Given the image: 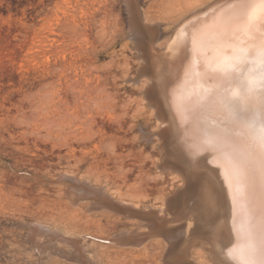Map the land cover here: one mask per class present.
I'll list each match as a JSON object with an SVG mask.
<instances>
[{"label":"rangeland","instance_id":"obj_1","mask_svg":"<svg viewBox=\"0 0 264 264\" xmlns=\"http://www.w3.org/2000/svg\"><path fill=\"white\" fill-rule=\"evenodd\" d=\"M212 2L132 0L131 30L122 0H0V264H212L194 222L177 221L181 178L160 166L130 50L137 30L162 48Z\"/></svg>","mask_w":264,"mask_h":264},{"label":"bare ground","instance_id":"obj_2","mask_svg":"<svg viewBox=\"0 0 264 264\" xmlns=\"http://www.w3.org/2000/svg\"><path fill=\"white\" fill-rule=\"evenodd\" d=\"M122 1L128 15V28L133 30L137 12L132 0ZM190 14L178 22L162 48L156 47L155 41L150 43L152 36L149 32L137 30L133 33L134 44L130 50L135 49L141 61L133 84L141 81V76L146 79L142 88L144 99H147V89L152 85V98L162 106L168 125L165 131L168 153L175 163L182 164L198 178L200 185L195 199L190 195L191 190L179 193L188 204L186 207L181 205L186 210L177 219L189 220L184 233L194 222L190 235L200 232L205 242L200 247L206 251L202 252L207 253L212 264H247L249 260L259 264L256 249L264 207V153L260 146L264 97L259 89L242 94L240 85L259 79L256 73L262 66L258 51L264 46V3L261 0H214L203 10ZM241 49L246 58L237 59ZM230 61L234 67L230 70V79H225L221 69ZM225 95H230L235 102L231 105L225 103ZM159 122L163 127L161 120ZM238 170L246 176L242 189L246 199L237 196L234 176ZM85 191L106 200L107 205L97 200L92 203L114 212L116 206L107 198L104 189L85 188ZM169 203L167 201L165 207L167 213L171 209ZM162 230L170 240L180 234H174L168 226Z\"/></svg>","mask_w":264,"mask_h":264},{"label":"snow or ice","instance_id":"obj_3","mask_svg":"<svg viewBox=\"0 0 264 264\" xmlns=\"http://www.w3.org/2000/svg\"><path fill=\"white\" fill-rule=\"evenodd\" d=\"M239 2V0H237ZM262 3H264V0H261ZM259 58L261 60L262 66L256 73L258 75L259 79L256 82L250 83V84H242L241 92L242 94H251L256 89H259L261 92L262 97H264V46H262L258 51ZM245 57L246 54L243 49L240 50L237 59ZM234 67L233 62H226L221 71L225 74V79H230V70ZM243 98V96H241ZM225 103L231 105L235 101L232 100L230 95H225L224 97ZM260 146L262 153H264V125L261 126V136H260ZM234 181L237 185V196L240 199H246V194L242 190L246 183V176L245 173L242 170H238L237 174L234 176ZM262 187H264V172H262ZM252 233L249 231V236H251ZM256 254L259 257V264H264V207H262L261 210V220H260V230H259V245L256 249ZM247 264H256L255 260H249Z\"/></svg>","mask_w":264,"mask_h":264},{"label":"water","instance_id":"obj_4","mask_svg":"<svg viewBox=\"0 0 264 264\" xmlns=\"http://www.w3.org/2000/svg\"><path fill=\"white\" fill-rule=\"evenodd\" d=\"M152 85L149 86L147 89V99L146 102L151 103L148 104L149 107L152 109H155L154 115L156 117V120H161V123L164 125L163 127L159 125V130L155 133L149 134V136H156L159 140V149H160V166L163 169H169L176 174L179 175L181 178V186L178 188V191L176 194L181 193L182 190H191L194 194H198L199 185L197 182L196 174H193L189 169L184 167L182 164H177L175 161L170 157L166 145V135L165 131L168 127L166 117L163 112V108L161 105L154 102L152 98ZM144 97V96H143ZM159 119V120H158Z\"/></svg>","mask_w":264,"mask_h":264}]
</instances>
